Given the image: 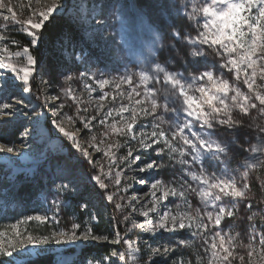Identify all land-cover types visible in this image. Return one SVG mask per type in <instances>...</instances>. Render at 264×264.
<instances>
[{"label":"snow or ice","instance_id":"obj_1","mask_svg":"<svg viewBox=\"0 0 264 264\" xmlns=\"http://www.w3.org/2000/svg\"><path fill=\"white\" fill-rule=\"evenodd\" d=\"M100 7L102 12L106 11L113 17L118 10L115 3L107 9L102 5ZM64 8L62 0H53L50 6L31 12L29 18L20 21L13 0H0V53L7 54L0 56V123L19 113L25 98L31 102L36 75L41 76L37 88L44 95L45 105L49 104V90L59 89L57 95L51 98L52 123L67 141H71V145L68 157L63 160L56 175L59 182L54 180L53 187L57 197L80 198L79 207L85 212L91 201L85 199L81 191L83 180L77 174V166L89 165L88 181L106 193L109 185L104 183L103 178L112 175L115 150L127 147L123 163L139 176L140 185L149 187L151 200L148 203L151 206L148 203L140 205L139 215L143 220L137 223L135 217L139 199L130 197L124 201L122 196V202L115 199L117 193L132 190L134 183H126L121 189V173L117 172V193L102 195L123 216V220H116L113 243L123 246L124 250H113L99 258L86 260L85 264H140L141 261L143 264H232L237 256L240 264H244L245 256L237 252L239 247L247 248L248 264H264V231L258 232L257 225L252 223L257 213L247 217L251 226L247 245L238 243V235L232 236L223 230L230 227L227 221L235 218L241 203L248 211L252 210L249 171L258 164H264V161L245 162L241 165L244 168L242 173L230 168V154L234 149L218 134V129L241 132L246 127L245 118L250 117L253 111L264 118V0H185L183 4L179 0H169L162 10L175 11L178 17L190 24L188 31L181 25L169 26L171 39L182 45V54L173 55L171 59L174 63L171 64L168 60L158 62V57L153 56L152 63L138 67L136 71L129 69L127 64L123 65L122 72L119 69L101 71L98 67L93 71L90 65L94 66V61L98 63V58L83 47L77 48L67 36L61 43L64 51L68 52L65 59L70 66L62 68L54 78L46 79L37 72L38 61L32 50L38 44L46 22L54 12L63 14ZM105 20L107 15L94 23L102 28ZM18 35L27 36L29 43L21 44L15 38ZM12 47L18 50L12 52ZM176 47V43L168 45L173 52ZM14 58H23V67H18L17 62H13ZM71 65L78 67L73 70ZM79 67H84L85 71H79ZM225 72L234 74L236 81L242 79L247 91L230 83L224 77ZM73 83H82L90 97L99 90L94 108L97 115H81V111L86 113L87 108L82 109L79 103L74 115L64 112L66 104L61 102L62 99L78 100ZM125 96L128 103L123 102ZM105 101L110 104L120 102L118 107L106 108ZM234 112L241 114V118L234 116ZM61 116L73 126L79 122L86 131L95 127L93 122L103 126L111 119L112 123L103 132L99 143L96 135L82 142L76 132L63 126ZM247 127L253 129L251 124ZM148 128H151L150 132L145 130ZM253 131L258 142L264 145V123L255 124ZM77 132L81 129L78 128ZM112 137H119L124 143L121 144L119 139L109 143V151L106 152L101 144L104 139ZM89 148L109 159L107 172L103 164L97 171L99 161ZM0 151L13 153L15 149L0 143ZM248 151L264 155V147H250ZM152 154L158 159L144 163L142 157H151ZM206 162L218 171L209 172ZM164 170L170 172V179L153 175L154 171ZM189 180L196 182V186ZM190 197L198 198L204 210L197 207L193 211ZM170 198L178 201L175 209L169 206ZM261 203L264 201L258 202L257 206ZM182 207L186 211H180ZM125 209H130L127 215H124ZM49 220L47 214L25 218V222L47 223ZM129 221L132 230H140L136 241L129 238L127 230L125 235H120L119 225ZM261 221L264 228V216H261ZM21 222L11 225L14 235L9 237L7 244L3 239L5 233L0 231V256L12 257L17 249L25 245L55 244L66 247L77 245L80 241L109 240V236L96 235L91 226L82 222H72L70 227L52 230L48 235H35L31 231L23 234L18 230ZM51 222L58 226L55 215ZM145 233L149 234L147 240L143 239ZM165 233L168 234L166 242H161ZM257 239L259 247L255 246ZM153 244L157 246L153 247ZM190 248L196 249L195 260L191 258L193 253L188 252ZM185 252H188L187 259Z\"/></svg>","mask_w":264,"mask_h":264},{"label":"rangeland","instance_id":"obj_2","mask_svg":"<svg viewBox=\"0 0 264 264\" xmlns=\"http://www.w3.org/2000/svg\"><path fill=\"white\" fill-rule=\"evenodd\" d=\"M62 2L65 5V8L62 10L63 14L69 15L70 19L75 20L79 28L78 39L74 41L77 48L83 47L86 52L91 51L94 57H97L99 60L98 63L94 61V66L90 65L93 71L98 67L101 71H114L119 69L122 72L123 65L125 64L132 71H136L138 67L147 66L149 63H152L153 56L158 57V62L163 63L165 60H168L170 64L174 63L171 57L182 54L180 52L182 45L171 39L169 26L181 25L185 31L190 30V24L178 17L175 11L166 12L162 10V6H166L169 0H62ZM78 2L80 4L79 7H77ZM184 2L185 0H179L180 4ZM52 3L53 0H40L39 3L37 0H13V7L17 12L18 20L23 21L29 18L31 12L42 10ZM113 3L117 4L118 7L115 17L106 11H101V5L104 9H107ZM53 14H61V12H54ZM104 15H107V20L104 22L105 26L102 28L97 27V23L103 19ZM94 21L97 23H94ZM25 37L29 40L27 36ZM170 43L177 44L175 52L168 48ZM161 45H164V47L161 48ZM16 50L18 49L15 47L10 48L12 52ZM77 54L79 53L77 52ZM6 55L0 53V56ZM67 55L68 52L64 51L63 48L61 64H50L46 59L38 60L37 72L46 79L50 77L54 78L62 68L70 66L65 59ZM13 62H17L18 67H23V58H14ZM134 65L136 67H133ZM71 67L73 70H76L78 65H71ZM79 71H85V68L79 67ZM224 77L230 83H235L242 91H247L243 80L236 81L234 74L225 72ZM40 78V75H36L35 77V83L32 85L31 102H29L28 98H25L24 104L21 106L22 110L14 117L5 119L0 123V143L14 147L15 149L13 153L0 151V231L5 233L3 238L4 242L7 244L9 237L14 235L11 225L18 221H22L18 224V230L21 233L26 234L28 231H31L35 235H48L52 230L58 231L62 228L70 227L72 222H82L83 224L91 226L96 235L109 236V240L80 241L77 245H68L66 247L55 244L25 245L23 248L17 249L12 257L0 256V264H18L32 258L46 255H50L54 259L55 264H64V262L73 264L75 261H81L85 264L86 260L99 258L113 250L123 251V246L113 243L115 239V228L117 227L116 220H123V216L120 214V210L115 209L114 205L104 198V195L117 193V187L115 186L117 172L121 173V184L119 185L121 189L125 187L126 183H134L132 190H129L127 193H117L115 199L117 202H122L121 196L124 198V201L130 197L138 198L140 204L137 205L135 219L139 223L143 220L139 215L140 205L148 203L151 200L149 187L140 185L138 182L139 176L129 170L128 166L123 163V158L127 156V147H122L119 150H115V162L112 163L111 167L112 175L103 178L104 183L109 185L106 193L103 189H99L93 182L88 181V173L91 171L89 165L83 164L77 166V174L83 180L81 191L84 198L91 201L88 205L87 212L79 207V204L82 202L80 198L64 197L63 195L57 197L55 195L56 190L53 187V181L56 180V175L60 171L63 160L68 157L71 141H67L52 123L54 116L53 110L51 109V103H53L51 98L57 95L59 89L49 90L47 94L49 104L45 105L44 95L37 88ZM72 87L76 90L75 94L78 100L74 102L71 99H62L61 102L66 104L64 112L68 115H74L76 113L77 103H79L82 109L87 108V112L81 111V115H97L94 108L98 102L99 90L92 93L90 97L89 93L83 89L82 83H73ZM16 98L18 99L19 96ZM119 102L110 104L109 101H105L106 108L108 106L118 107ZM123 102L128 103L126 96ZM125 116H127V113ZM234 116L241 118V114L238 112H234ZM119 119L117 116L116 120L119 121ZM60 120H63V126L67 130L76 132L82 142L90 136L96 135L97 143L102 139V134L108 128V125L112 123L111 119L103 126L99 125L98 122H93L95 127L91 131H86L79 122L73 126L63 116L60 117ZM257 123H264V118L258 117L257 113L253 111L250 117L245 118L246 127L241 132H225L218 129L220 139L225 143H230L234 149L230 154L232 158L230 159L229 167L238 169L240 173L244 171L241 165L245 162L253 164L257 163L258 160L264 161V155L248 151L250 147H264L254 135L253 129ZM248 124H251L253 129H249L247 127ZM78 128L86 134L77 132ZM145 130L150 132L151 128ZM25 132L28 133L27 136L23 135ZM15 133H18V135L15 136ZM118 139L121 144L124 143L123 139L112 137L104 139L101 147L107 152L109 151L107 145L109 143H115ZM85 146L87 147V145ZM71 151L75 152V149H71ZM89 151L93 152L95 159L99 161L96 165L97 171H99L101 164H103L104 170L107 172L109 170V159L103 153L97 155L91 148H89ZM252 157H256V159ZM142 159L144 163H147L150 162V159L158 158L152 154L151 157L145 155ZM140 166L142 167L143 164L141 163ZM205 166L209 172L218 171L217 168L210 166L207 162ZM153 175L165 180L170 179V172L167 170L160 172L154 171ZM144 178L146 180L149 179L147 176H144ZM25 180L37 185L39 191L35 198L28 203L29 205H23L22 203L15 204L11 200L9 188ZM56 182L58 183L59 181L56 180ZM189 182L194 187L196 186V182L191 180ZM150 183L151 181L149 180V185ZM248 183L250 185L249 197L253 203L252 210L248 211L244 207V204L241 203L235 218L227 221L230 227L223 229L232 236L238 235V243H242L243 245L248 244V235L251 231L250 222L247 220L249 215L257 213L252 223L257 225L258 232L264 231V228L261 227V216H264V211H262L264 209V203L257 206L258 202L264 201V164H258L255 169L249 171ZM146 193L148 195H145ZM177 202V200L170 198L169 206L175 209ZM190 202L193 206V211L197 207H200L201 211L204 210L198 198L190 197ZM148 206H151V204L148 203ZM16 207L19 210L18 214L20 212L17 218L13 214V209ZM208 210L211 209L209 208ZM129 211L130 209H125L124 215H127ZM180 211H186V209L182 207ZM89 213H91V217ZM37 214H47L50 218L49 222H25L27 216H35ZM54 215L59 222L58 226L51 222V218ZM119 230L122 236L125 235V231L127 230L129 238L133 241L139 238L138 233L140 230H132L131 221L127 224L121 223ZM164 235L165 239L161 242H166L168 234L165 233ZM208 235L211 237V233ZM148 238L149 234L145 233L143 239L147 240ZM97 246L109 248V251L97 254L93 250ZM155 246L157 245L153 244V247ZM255 246L259 247L258 239ZM188 252L193 253L191 258L195 260L196 249L190 248ZM188 252H185L186 259L189 258ZM237 252L245 256L244 264H248L247 248L239 247ZM206 259L207 257H205ZM140 264H143V262L141 261ZM232 264H240L238 256L232 260Z\"/></svg>","mask_w":264,"mask_h":264},{"label":"trees","instance_id":"obj_3","mask_svg":"<svg viewBox=\"0 0 264 264\" xmlns=\"http://www.w3.org/2000/svg\"><path fill=\"white\" fill-rule=\"evenodd\" d=\"M79 28L76 25V21L70 19L67 14H53L48 22H46L42 32L40 34L39 42L37 46L32 50L37 61L46 59L50 64H61V53L64 48L61 43L64 38L70 36L73 41L78 39ZM22 44H28L29 40L24 35H18L15 37ZM19 133V132H18ZM15 133V136L18 135ZM39 188L37 185L25 180L14 187L9 188L11 200L13 203L28 204L35 198ZM29 205V204H28ZM17 207L13 209L14 217L17 218ZM95 253L108 252L109 248L104 246H97L93 249ZM18 264H55L54 259L50 255L39 256L27 260L26 262ZM73 264H84L81 261H75Z\"/></svg>","mask_w":264,"mask_h":264}]
</instances>
